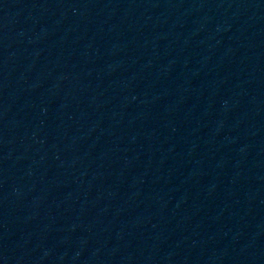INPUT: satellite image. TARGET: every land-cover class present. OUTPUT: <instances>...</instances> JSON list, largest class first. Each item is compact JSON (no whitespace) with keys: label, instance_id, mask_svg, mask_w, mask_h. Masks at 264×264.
I'll use <instances>...</instances> for the list:
<instances>
[{"label":"water","instance_id":"95a60500","mask_svg":"<svg viewBox=\"0 0 264 264\" xmlns=\"http://www.w3.org/2000/svg\"><path fill=\"white\" fill-rule=\"evenodd\" d=\"M0 264H264V0H0Z\"/></svg>","mask_w":264,"mask_h":264}]
</instances>
